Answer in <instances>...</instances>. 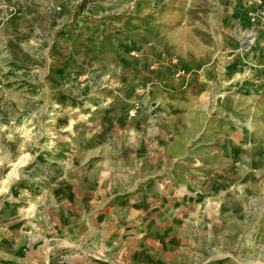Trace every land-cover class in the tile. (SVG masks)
<instances>
[{
	"label": "rangeland",
	"instance_id": "1",
	"mask_svg": "<svg viewBox=\"0 0 264 264\" xmlns=\"http://www.w3.org/2000/svg\"><path fill=\"white\" fill-rule=\"evenodd\" d=\"M12 1L0 264H264V28L248 0Z\"/></svg>",
	"mask_w": 264,
	"mask_h": 264
},
{
	"label": "built area",
	"instance_id": "2",
	"mask_svg": "<svg viewBox=\"0 0 264 264\" xmlns=\"http://www.w3.org/2000/svg\"><path fill=\"white\" fill-rule=\"evenodd\" d=\"M248 4L252 9L251 15L252 17L260 18V22L264 28V0H249ZM263 113H264V105H263Z\"/></svg>",
	"mask_w": 264,
	"mask_h": 264
},
{
	"label": "crops",
	"instance_id": "3",
	"mask_svg": "<svg viewBox=\"0 0 264 264\" xmlns=\"http://www.w3.org/2000/svg\"><path fill=\"white\" fill-rule=\"evenodd\" d=\"M249 1V0H248ZM248 1H247V3H248ZM0 2H4V3H6L7 5L6 6H9V5H14L13 4V1L12 0H0ZM249 5V4H248ZM1 7V6H0ZM19 7H20V5H19ZM248 7H250V6H248ZM148 15V14H147ZM143 17V16H142ZM150 17H152V14L150 15H148V16H145L143 19H142V23L143 24H150V21H151V19H150ZM128 23V22H127ZM182 26V25H181ZM183 27L185 28L186 27V25H183ZM187 38H188V36H187ZM183 40L185 41L186 39H185V37L183 38ZM182 41V40H181ZM195 43V42H194ZM196 44V43H195Z\"/></svg>",
	"mask_w": 264,
	"mask_h": 264
},
{
	"label": "bare ground",
	"instance_id": "4",
	"mask_svg": "<svg viewBox=\"0 0 264 264\" xmlns=\"http://www.w3.org/2000/svg\"><path fill=\"white\" fill-rule=\"evenodd\" d=\"M246 124H247V123H246ZM247 127H249V125H247ZM6 157H7V155L5 156V158H6ZM5 160H6V159H5ZM20 162H21V160H20L18 163H16V164L14 165V168H15L16 166H18ZM4 187H5V185L2 186L1 191L4 190Z\"/></svg>",
	"mask_w": 264,
	"mask_h": 264
}]
</instances>
